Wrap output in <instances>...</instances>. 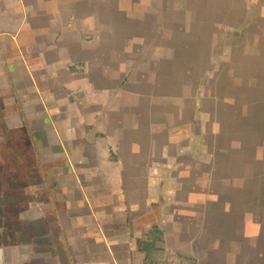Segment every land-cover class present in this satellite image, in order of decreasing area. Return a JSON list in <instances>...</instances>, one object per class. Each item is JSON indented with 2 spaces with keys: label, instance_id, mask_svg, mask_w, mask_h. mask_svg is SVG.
Instances as JSON below:
<instances>
[{
  "label": "crops",
  "instance_id": "0c3cea01",
  "mask_svg": "<svg viewBox=\"0 0 264 264\" xmlns=\"http://www.w3.org/2000/svg\"><path fill=\"white\" fill-rule=\"evenodd\" d=\"M107 1L0 0V128L19 164L34 162L15 205L32 229L5 264H264V121L239 148L203 154L202 122L185 120L201 95L157 103L170 89H139L148 78L123 56L135 42L116 33L137 31L146 0ZM214 16L238 27V11Z\"/></svg>",
  "mask_w": 264,
  "mask_h": 264
},
{
  "label": "rangeland",
  "instance_id": "374dc122",
  "mask_svg": "<svg viewBox=\"0 0 264 264\" xmlns=\"http://www.w3.org/2000/svg\"><path fill=\"white\" fill-rule=\"evenodd\" d=\"M152 1L153 9L150 7ZM152 1H143L137 7L139 17L133 18L135 22L129 28L137 31L129 35L116 33L122 41L135 42L130 55L123 56L136 67V72L148 78L140 80L138 88L148 81L147 84L154 82L155 90L170 89L167 101L157 96L154 101L171 108L175 105L193 108L201 95V112L191 109L185 120L190 124L198 119L202 122L203 154L226 152L229 144L239 148L242 137H256L258 122L264 121V0ZM107 5L113 3L109 0ZM237 11L238 27L215 23L222 18L215 14ZM110 18L106 17L107 29L113 24ZM116 26L119 30L120 27L128 28L125 22ZM241 28L242 33H237L236 29ZM106 34L113 37L108 31ZM185 41L191 42L188 48L183 45ZM199 51L201 61L197 56ZM157 76L162 80L159 85ZM215 76L218 78L212 89L217 93L209 90ZM147 84L145 88L149 90ZM207 90L208 98L204 99ZM162 95H165L163 90ZM171 117L175 115L171 113ZM184 131L187 138H193L192 127L186 125ZM14 154H17L16 147L11 148L5 130L0 128V264H5L2 252L5 247L17 246L23 240L19 232L27 227L32 229V225L18 220L19 209L15 205L28 197L22 188L26 183L22 172L32 169L34 162L28 160L19 164ZM209 156L203 157V168L207 167ZM6 199L10 202L8 208H5ZM17 257L11 255L10 264H18Z\"/></svg>",
  "mask_w": 264,
  "mask_h": 264
},
{
  "label": "bare ground",
  "instance_id": "6f19581e",
  "mask_svg": "<svg viewBox=\"0 0 264 264\" xmlns=\"http://www.w3.org/2000/svg\"><path fill=\"white\" fill-rule=\"evenodd\" d=\"M1 252V251H0Z\"/></svg>",
  "mask_w": 264,
  "mask_h": 264
}]
</instances>
